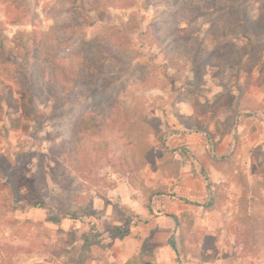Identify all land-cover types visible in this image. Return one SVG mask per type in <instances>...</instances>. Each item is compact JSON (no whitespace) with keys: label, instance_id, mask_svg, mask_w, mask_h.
Returning a JSON list of instances; mask_svg holds the SVG:
<instances>
[{"label":"rangeland","instance_id":"1","mask_svg":"<svg viewBox=\"0 0 264 264\" xmlns=\"http://www.w3.org/2000/svg\"><path fill=\"white\" fill-rule=\"evenodd\" d=\"M248 2L257 34L209 0H0V264H264V153L221 152L264 120Z\"/></svg>","mask_w":264,"mask_h":264},{"label":"trees","instance_id":"2","mask_svg":"<svg viewBox=\"0 0 264 264\" xmlns=\"http://www.w3.org/2000/svg\"><path fill=\"white\" fill-rule=\"evenodd\" d=\"M211 5L225 9L229 12L230 15L234 16L233 23L244 30H250L254 34H257V24L255 20L250 18V14L248 13V0H209ZM264 17V15L262 16ZM261 24L264 23V20H260ZM6 35L0 32V56L3 61L7 59H12L13 53L11 50L7 49L6 46ZM80 55L89 63L87 68L82 67L81 71H76L75 78H93L95 76V72L99 68H104L105 63L103 61V56L93 49L89 47H83L80 51ZM86 122L93 123L94 126H102L105 124V119L101 117L98 113H90L86 119ZM205 179L207 181V188L211 193V198L205 203H199L204 206L206 209L215 208L220 201V197L222 196V188L223 184L220 182L214 181L209 176L208 172L205 173ZM63 217H69L67 213L62 215ZM70 217H76V215L72 214ZM177 217V216H176Z\"/></svg>","mask_w":264,"mask_h":264},{"label":"crops","instance_id":"3","mask_svg":"<svg viewBox=\"0 0 264 264\" xmlns=\"http://www.w3.org/2000/svg\"><path fill=\"white\" fill-rule=\"evenodd\" d=\"M247 111V108H242ZM260 112L253 110L243 115L240 130H244L242 135L227 133L221 140V152L228 157L233 152L241 154L244 163L249 165L257 164L259 157L264 153V120Z\"/></svg>","mask_w":264,"mask_h":264}]
</instances>
